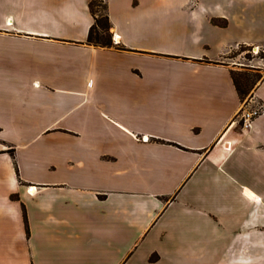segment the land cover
<instances>
[{
	"label": "crops",
	"instance_id": "obj_1",
	"mask_svg": "<svg viewBox=\"0 0 264 264\" xmlns=\"http://www.w3.org/2000/svg\"><path fill=\"white\" fill-rule=\"evenodd\" d=\"M145 2L107 0L120 51L90 0H0V264L264 260V112L222 61L264 48V0Z\"/></svg>",
	"mask_w": 264,
	"mask_h": 264
},
{
	"label": "trees",
	"instance_id": "obj_2",
	"mask_svg": "<svg viewBox=\"0 0 264 264\" xmlns=\"http://www.w3.org/2000/svg\"><path fill=\"white\" fill-rule=\"evenodd\" d=\"M99 8L103 9V13L101 15H99L98 12ZM89 9L91 15L94 18V23L90 28L86 44L97 48H114L117 50H125L123 47L114 43L112 32L113 24L110 19L107 0H101V2L99 0H90ZM212 22L213 24L219 25L221 27L227 26V21L221 22L219 20H213ZM256 72V75L249 76L248 74H246V72L243 71H231V75L236 85L239 97L243 102L249 94L253 96L259 83L264 78V75L261 71Z\"/></svg>",
	"mask_w": 264,
	"mask_h": 264
},
{
	"label": "rangeland",
	"instance_id": "obj_3",
	"mask_svg": "<svg viewBox=\"0 0 264 264\" xmlns=\"http://www.w3.org/2000/svg\"><path fill=\"white\" fill-rule=\"evenodd\" d=\"M99 1L101 2V0H99ZM145 3H146L145 0H137V8L140 9V7H141L142 9H144ZM171 9L172 8H170V10ZM160 11L161 10H158V12H160ZM98 12H99V15H101L103 13V9L99 8ZM169 12L172 13V11H169ZM177 18L180 19V17H178V16H177ZM219 21L223 22L222 20H219ZM156 23H157L158 27L155 26V29L159 30L158 31L159 33L164 34L167 29L168 30H174V29H178V28L180 29L181 20L173 21L171 17H166V18L164 17V18H161ZM40 25H44L43 27L50 28V29L54 28L53 23L48 21V20L45 22L38 21V26H40ZM217 26H219V25H217ZM114 43H116V42L114 41ZM78 44H82V43H78ZM121 47H123V46H121ZM253 48H256V47L239 46L236 49L232 50L229 54L224 56L222 61H225L227 64L232 66L234 68V70H236V71L246 72V74H248L249 76L256 75V73H257L256 71H262L258 67L264 61V53L262 51H260L257 55H255L253 53ZM41 52L42 51H39V53H41ZM20 54L21 53H13V54L11 53L10 54L12 57L11 58L12 62H15L14 64L19 65L20 63H22V60L26 61L25 59H22L23 54H21V55ZM28 60H30V59H28ZM52 60H53V58H52ZM50 61H51V59H50ZM55 61L57 62L56 65L59 64L62 67L65 66L64 65L65 60L63 58H61L60 61L58 58H56ZM53 63H54V60H53ZM18 65L17 66L14 65V66H16V70H18V67H19ZM137 75H141V73L138 70H137ZM252 98H253V96L251 94H249L244 101V105H248L251 102ZM11 152H14V150H11ZM31 189H33V187L29 188L28 191L30 193H31ZM159 259H160V257L158 255H153L151 257L152 262H156ZM263 261H261V260L260 261H254V264H264Z\"/></svg>",
	"mask_w": 264,
	"mask_h": 264
},
{
	"label": "built area",
	"instance_id": "obj_4",
	"mask_svg": "<svg viewBox=\"0 0 264 264\" xmlns=\"http://www.w3.org/2000/svg\"><path fill=\"white\" fill-rule=\"evenodd\" d=\"M260 51L264 53V48L260 49L259 47L253 48V53L257 55ZM264 112V105L261 103H257L251 99V102L248 105H244L242 111L240 112L238 119L241 126L244 129L250 128L252 123L261 116ZM146 138L144 137L143 140Z\"/></svg>",
	"mask_w": 264,
	"mask_h": 264
},
{
	"label": "bare ground",
	"instance_id": "obj_5",
	"mask_svg": "<svg viewBox=\"0 0 264 264\" xmlns=\"http://www.w3.org/2000/svg\"><path fill=\"white\" fill-rule=\"evenodd\" d=\"M118 39H119V38H118ZM118 39H117V40H118Z\"/></svg>",
	"mask_w": 264,
	"mask_h": 264
}]
</instances>
